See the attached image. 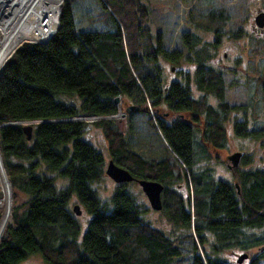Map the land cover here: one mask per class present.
Listing matches in <instances>:
<instances>
[{
  "label": "trees",
  "instance_id": "16d2710c",
  "mask_svg": "<svg viewBox=\"0 0 264 264\" xmlns=\"http://www.w3.org/2000/svg\"><path fill=\"white\" fill-rule=\"evenodd\" d=\"M226 11L193 5L188 16L194 27L219 38ZM150 14L142 0H63L52 38L21 43L0 69V155L13 188L0 264H25L35 255L50 264H233L223 258L227 249L264 245V170L232 167V182L217 178L211 164L227 148L229 111L240 108L226 101L223 72L208 61L218 40L199 50L198 33L187 30L181 39L188 52L169 51L153 37ZM184 57L194 73L181 71V80L166 81L163 61L182 63ZM192 84L201 93L197 98ZM211 94L218 107L209 102ZM116 95L130 105L181 112L194 103L192 111L207 117L205 128L136 111L159 140L157 155H145L132 147V116L124 131L107 118L118 111ZM81 114L104 116L93 125L104 131L113 161L135 178L163 182V211L184 235L170 237L146 220L128 182L101 200L95 186L106 176L103 153L85 137L89 123L67 120ZM29 121L28 140L20 122ZM233 123L239 137H264V124L252 127L245 118ZM63 178L60 187L57 179ZM181 182L192 189L191 199ZM75 196L91 215L84 231L70 211ZM179 241L188 244L186 252ZM249 260L264 264V251Z\"/></svg>",
  "mask_w": 264,
  "mask_h": 264
},
{
  "label": "rangeland",
  "instance_id": "374dc122",
  "mask_svg": "<svg viewBox=\"0 0 264 264\" xmlns=\"http://www.w3.org/2000/svg\"><path fill=\"white\" fill-rule=\"evenodd\" d=\"M145 2L149 11L151 12L149 20L147 21L150 25L152 32H155L153 35L160 37L161 42H164L167 46L166 48L169 51L177 49L183 55L188 52L187 44L182 41L181 35L184 31H196L200 38V43L197 44L198 49L206 43H214L215 40H218L215 48H209L211 55H209L208 61L211 62L214 68H218L223 72L222 78L225 81V99L227 102H230L235 107H239L235 111H229L228 120L226 121V134H227V148H221L216 152L217 160L211 162L214 166L215 176L219 178H224L234 181L235 178L231 173V169L228 168L227 164L230 165L231 161L229 156L233 152H240L242 154L241 159L237 168L239 170H253L255 168L264 170V145L262 143L264 137L257 138H246L239 137L234 132V123L237 120L245 118L250 126H260L264 124V29L255 25L256 13L258 8H261V11H264V0H142ZM63 3V0H62ZM88 6L91 5L90 1H86ZM193 5H197L200 8H213L215 7H226L227 15L229 20L225 25L224 31L221 33L219 38L216 37L214 32L209 31V29L196 28L193 25V22L189 19L188 13L191 10ZM62 6V5H61ZM78 15H82L83 10H76ZM89 13L93 14V10L89 9ZM84 23L85 20L83 19ZM253 26L257 27L254 29ZM159 35V36H158ZM25 41L37 42L30 40V38H25ZM38 41L43 42L44 40L39 39ZM259 43H256V42ZM261 44V45H260ZM21 45V44H20ZM192 53V52H191ZM193 54V53H192ZM10 59V58H8ZM164 68L163 72L165 74L166 81L174 80L177 77L181 76V71H188L194 73V64L189 62L185 57L183 58L182 63L179 62H168L163 61ZM192 89L194 91L195 97L197 98L199 90L194 84H192ZM120 97V96H118ZM65 100L68 102L75 101L72 97H67ZM209 102L213 104L218 103V99L214 95L208 97ZM130 106V103L126 98H122L119 103H116L118 111L113 114L112 119L114 120L113 125L118 127L119 130L124 131L128 129L129 117L132 116L134 119L133 129H132V147L141 151L148 156L157 155V151H160V148H157L158 139L150 135L148 127L143 123L142 117L137 114H130L126 110V106ZM149 113L155 114L154 109L152 110L149 106ZM85 114L79 116H72V119L76 121H86L91 125L89 132L85 134L87 140L94 142L99 151L103 153L104 160L106 164L108 159H110V151L108 150L109 141L104 136V131L98 129L93 122L97 119H88ZM11 122V121H10ZM30 122V121H29ZM21 123V122H20ZM27 123V122H26ZM18 124V123H14ZM34 124V123H33ZM158 129V128H157ZM158 131V130H157ZM1 156V155H0ZM246 159L247 161L241 162V160ZM2 160V156L1 159ZM4 173L6 174V168L3 165ZM9 180V177H7ZM10 181V180H9ZM8 181V182H9ZM58 185L63 187L66 185V178L57 179ZM119 183L114 182L110 179L109 176H104L101 181H98L95 189L99 193L101 200H107L114 193V189ZM177 183L174 184L175 187ZM129 191L133 192L136 201L145 208V219L149 222H152L153 225L159 230L166 232L170 237L172 236H182L184 231L177 229L175 224L172 221H169L165 216L163 210H154L150 207V202L147 200L145 193L139 186V183L136 181H130L125 185ZM10 187V198H11V207H12V190ZM183 195H187L191 199L192 189H185L180 187ZM0 210L3 214L4 211V190L2 187V180L0 177ZM77 197L71 198L69 205L70 211L72 214L77 217V222L82 227L81 231H84L87 228V222L91 218L87 212H85L84 207L81 205V214H76L72 211L74 204L78 203ZM80 204V203H79ZM12 212V209H11ZM193 217V216H192ZM11 222V220H10ZM180 242V247L183 252L188 250V244L183 241ZM264 251V245L258 246L257 248H249V250H240L239 248L227 249L226 253L223 255V258L227 261H230L233 264H247L250 258L257 255L258 252ZM248 256L244 259L243 263L237 261L238 255L241 253H247ZM43 261L38 255L28 258V262L25 264H42Z\"/></svg>",
  "mask_w": 264,
  "mask_h": 264
},
{
  "label": "bare ground",
  "instance_id": "6f19581e",
  "mask_svg": "<svg viewBox=\"0 0 264 264\" xmlns=\"http://www.w3.org/2000/svg\"><path fill=\"white\" fill-rule=\"evenodd\" d=\"M61 5L62 0H0V69L25 38L45 41L51 37L58 27ZM1 161L0 177L4 190V211L0 218V238L4 233L5 225L11 220L12 209L9 180Z\"/></svg>",
  "mask_w": 264,
  "mask_h": 264
},
{
  "label": "water",
  "instance_id": "95a60500",
  "mask_svg": "<svg viewBox=\"0 0 264 264\" xmlns=\"http://www.w3.org/2000/svg\"><path fill=\"white\" fill-rule=\"evenodd\" d=\"M256 19H255V25L258 27H261L262 30L264 29V11L258 10L256 13ZM60 19V16H59ZM121 100V97H118L117 95L114 96V104H118ZM139 107L137 105H130L126 106L127 112L134 111L135 109H138ZM33 126L32 123H25L22 125L23 133L26 134V138L29 140L31 136L33 135ZM242 154L240 152H233L229 156V160L231 161V164L228 165L230 168L238 166L239 159H241ZM104 172L107 174V176L110 177V179L117 183H127L129 181H137L139 182V186L142 189V191L145 193V196L147 200L150 202V207L154 210H160L162 208L163 201L161 200V194L163 192V182L152 180L150 178L148 179H142V178H135L132 175V171L129 169H125L121 167L116 161H113V159H108L107 164H105ZM81 205L78 203L74 204V207L72 211L76 214H81ZM248 256L247 253L239 254L237 257L238 262L244 261ZM42 264H50L49 262L42 263Z\"/></svg>",
  "mask_w": 264,
  "mask_h": 264
},
{
  "label": "flooded vegetation",
  "instance_id": "af4514ba",
  "mask_svg": "<svg viewBox=\"0 0 264 264\" xmlns=\"http://www.w3.org/2000/svg\"><path fill=\"white\" fill-rule=\"evenodd\" d=\"M260 9L261 8H258V10H260ZM252 27L254 29H257V27H255L253 25H252ZM184 76H185V73L181 74L180 77H177L175 79H180L181 80L182 77H184ZM174 80H171V81H174ZM191 94H195L193 89H192V87H191ZM210 103H212V102H210ZM190 104L192 105L191 108H194L193 106L196 105V104L191 103V102H190ZM213 105L218 107V103L213 104ZM137 106L139 107L138 109H135L134 111L129 112L131 115L134 114V112H136V111L144 113L147 110H149V106H145V105L143 106V105H138V104H137ZM191 108H189V109L187 108L183 112H181V111H172L170 106H166V108L165 107H160V106H155L154 108L151 107V109L152 110L154 109V111L157 112V115L162 118V121H165L168 124L174 122L178 118H182V121L185 122L187 125L189 124L193 128V130L198 129L199 127L205 128V120L207 118L206 115L202 114V113H198V112L194 113ZM227 166H228V164H227ZM217 178H219V177H217ZM180 187H184L185 188L184 182L180 183L179 188ZM163 204H162L161 210H163Z\"/></svg>",
  "mask_w": 264,
  "mask_h": 264
},
{
  "label": "built area",
  "instance_id": "2783aa9c",
  "mask_svg": "<svg viewBox=\"0 0 264 264\" xmlns=\"http://www.w3.org/2000/svg\"><path fill=\"white\" fill-rule=\"evenodd\" d=\"M87 117V116H86ZM88 119H98L100 120L101 118H103V116H97V115H92V116H89L87 117Z\"/></svg>",
  "mask_w": 264,
  "mask_h": 264
}]
</instances>
